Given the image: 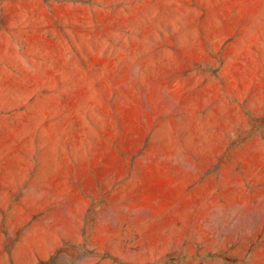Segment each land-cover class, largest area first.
<instances>
[{
	"label": "rangeland",
	"instance_id": "374dc122",
	"mask_svg": "<svg viewBox=\"0 0 264 264\" xmlns=\"http://www.w3.org/2000/svg\"><path fill=\"white\" fill-rule=\"evenodd\" d=\"M0 264H264V0H0Z\"/></svg>",
	"mask_w": 264,
	"mask_h": 264
}]
</instances>
